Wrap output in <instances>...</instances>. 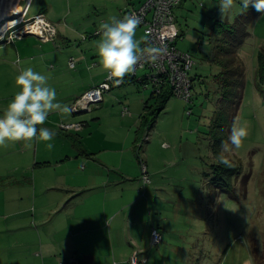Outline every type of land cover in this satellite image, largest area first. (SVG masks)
<instances>
[{"label":"rangeland","instance_id":"1","mask_svg":"<svg viewBox=\"0 0 264 264\" xmlns=\"http://www.w3.org/2000/svg\"><path fill=\"white\" fill-rule=\"evenodd\" d=\"M219 3L187 0L175 14L176 26L182 32L177 48L189 53L195 64L191 104L172 97L149 132L140 135L139 123L136 126L129 119L132 111L126 103L105 106L101 112L92 106L87 113H69L70 117L77 115L72 117L77 122L91 125L99 118L101 128L96 126L95 138L106 142L105 149L120 148L126 153V161L133 158L134 164L125 172L137 181L142 206L133 218L140 230L153 226L162 241L153 245L151 234L149 243L140 237L129 259L136 253L143 256L146 247L165 264H264V82L260 83L256 75L258 54L264 52V14L248 27L252 37L238 51L243 87L240 97L228 100L223 113L217 82L221 68L215 57L219 42L213 25L215 21L233 24L244 9L236 0V6L222 17ZM11 4L19 10L18 15L0 20V115L19 91L15 77L30 58L34 62L43 55L50 60L62 59L67 65L74 59L78 66L84 57H96L100 37L90 34L95 26L117 15L121 0H12ZM40 12L58 31V37L49 44L23 35L32 22L29 20ZM140 37L144 38L142 29L136 30V38ZM11 43L13 46L6 45ZM94 60H99L98 56ZM82 67L86 68L85 63ZM124 108L130 109L125 117ZM236 117L247 122L249 134L240 148L225 154L239 164L241 174L234 179L233 188L223 191L211 184L212 166L221 163V144L228 141ZM222 124L226 130L217 128ZM69 125L76 124H60L58 128L63 133L78 130L62 128ZM218 138L224 140L215 147ZM32 143L31 149L23 143L0 147V251L11 247L14 236L20 233L18 227H8L13 219L4 222L3 218L20 209L21 202H26L24 208L32 204V189L25 183L24 173L17 170L29 166V158L37 149V142ZM142 164L150 175V185L142 182ZM131 212H126L128 218ZM27 218L32 222L30 215Z\"/></svg>","mask_w":264,"mask_h":264},{"label":"crops","instance_id":"2","mask_svg":"<svg viewBox=\"0 0 264 264\" xmlns=\"http://www.w3.org/2000/svg\"><path fill=\"white\" fill-rule=\"evenodd\" d=\"M186 1L182 0L179 8ZM144 2L121 0L115 17L119 18L126 10L139 8ZM40 14L46 18L44 12L37 15ZM98 28L95 26V30ZM251 37L249 32L247 40ZM143 40L140 37L141 46ZM6 45L13 46V43ZM94 55L82 59L85 69H82L83 63L78 66L76 63V68L70 70L62 59L50 60L43 55L34 62L30 58L24 67L32 66L35 71L47 75L48 84L56 90L57 100L70 106L107 77L99 66V60H94L97 57ZM143 76V72H139L137 78L126 75L123 84L114 87L107 98L103 97L95 110L101 112L105 106L126 103L132 111L131 114L128 108L129 119L135 121L136 126L139 123L140 128L144 105L151 96V90L143 87ZM127 86L131 87L123 89ZM69 115L53 112L42 126H38L55 132L51 141L54 146L48 150L45 142H37L36 153L29 158V166L17 168L24 173L25 183L32 189L29 199L32 204L24 208L26 202H21L20 209L3 218L4 222L13 219L8 227H18L20 233L14 236L11 247L0 251V264H59L70 259H75L76 264H128L132 251L137 250V240L143 237L149 243L154 227L140 230L136 217L133 218L135 211L142 207L138 183L125 172L134 164L133 158L126 161V153L120 148L105 149L106 142L95 138L96 126L101 128L99 118H95L97 124L91 125L72 118L77 115ZM60 124H76L79 128L72 133H63L58 128ZM21 153L25 155V152ZM130 210L128 218L126 212ZM29 215L32 222L31 219L28 221ZM142 255L148 257L147 264H165L146 247Z\"/></svg>","mask_w":264,"mask_h":264},{"label":"clouds","instance_id":"3","mask_svg":"<svg viewBox=\"0 0 264 264\" xmlns=\"http://www.w3.org/2000/svg\"><path fill=\"white\" fill-rule=\"evenodd\" d=\"M240 5L244 10L251 5L264 14V0H240ZM235 6L236 0H220L218 7L221 16L230 13ZM140 22V17L132 14L123 18L113 16L99 25L100 39L96 43L99 66L109 79H114L118 84L126 75L134 73L137 66L142 67L143 62L156 64L168 55L166 46L149 44L141 47V42L136 38ZM16 63L21 64V61L17 59ZM48 80L47 75L32 67L20 68L15 77L19 91L0 115V147H6L9 143H23L25 148L31 149L35 140L45 142L48 150L53 148L50 141L54 139L55 132L38 126H42L51 113L69 114L72 108L57 100L56 90L48 84ZM248 134L247 122H242L239 117L234 118L228 141L221 144V163H229L225 154L240 148Z\"/></svg>","mask_w":264,"mask_h":264},{"label":"built area","instance_id":"4","mask_svg":"<svg viewBox=\"0 0 264 264\" xmlns=\"http://www.w3.org/2000/svg\"><path fill=\"white\" fill-rule=\"evenodd\" d=\"M182 0H145L137 9L126 10L119 18L125 15L136 14L140 17L138 28L144 31V40L141 47L149 44L166 46L168 55L160 59L156 64L152 62H143V66H137L134 73L129 74V78H137L139 72H143L142 84L145 89L151 92L159 93L164 85H169L172 96L191 104L193 99V79L191 72L194 68V61L189 53L182 52L177 48V42L182 38L180 31L176 26L175 11L180 7ZM31 3V1H30ZM27 11L24 17L27 16ZM26 21V20H25ZM32 21V22H30ZM29 25L23 34L24 36H35L42 43H49L55 40L57 36L56 26L51 24L44 15H37L29 20ZM137 28V29H138ZM91 37H100L99 28L95 30ZM90 38V37H89ZM94 66V65H93ZM68 68L74 70L76 62L70 59ZM114 79H109L108 74L103 83L93 87L76 99L70 107L73 113L90 112L92 106L98 107L106 93H109L114 87H119ZM129 114L128 108H124L122 115ZM62 128L70 130L79 128L78 125L63 126ZM147 136L145 141H147ZM142 166V182L144 185H150V175L146 166ZM153 245L162 241L158 230L153 229L151 233ZM75 259L63 260L59 264H76ZM129 264H147V259L139 254H134L129 259Z\"/></svg>","mask_w":264,"mask_h":264},{"label":"trees","instance_id":"5","mask_svg":"<svg viewBox=\"0 0 264 264\" xmlns=\"http://www.w3.org/2000/svg\"><path fill=\"white\" fill-rule=\"evenodd\" d=\"M261 16L262 13L257 12L250 5L246 10H243L242 14L233 24L215 21V24L213 25L214 33H216L219 42L216 48L217 52L215 57L218 66L221 68V72L217 77V82L220 86L222 94L220 100V111L223 113H225L227 110L229 105L227 102L229 99H232L233 97H236L237 99L240 97L243 87V67L240 58L238 57V51L249 37L248 27ZM257 61V79L260 83H263V51L259 52ZM172 97V91L167 84L162 87L159 93L151 92L150 99H148V101L145 103L143 113L140 117V128L138 135L143 134L145 131L147 133L149 132V130L156 123L158 116L164 111L166 104ZM218 118L219 117H217V119ZM222 120L226 121L227 118L223 117ZM217 128L226 130V126L223 124ZM146 136L148 137V134H146ZM223 140V138H218L213 146L217 145ZM216 154L218 155V153ZM227 159L229 162L228 164L219 163V165L212 166L213 177L211 179V184L223 189V191H226L227 188H233L234 179H238L241 174L239 164L237 162L230 161L231 159L229 158Z\"/></svg>","mask_w":264,"mask_h":264},{"label":"bare ground","instance_id":"6","mask_svg":"<svg viewBox=\"0 0 264 264\" xmlns=\"http://www.w3.org/2000/svg\"><path fill=\"white\" fill-rule=\"evenodd\" d=\"M12 0H0V20L9 19L12 15H18V9L11 4ZM8 21V20H6Z\"/></svg>","mask_w":264,"mask_h":264}]
</instances>
